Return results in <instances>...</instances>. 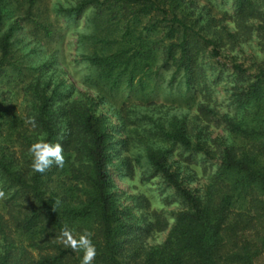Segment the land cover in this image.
<instances>
[{
    "label": "trees",
    "instance_id": "16d2710c",
    "mask_svg": "<svg viewBox=\"0 0 264 264\" xmlns=\"http://www.w3.org/2000/svg\"><path fill=\"white\" fill-rule=\"evenodd\" d=\"M4 7L0 71L14 64L16 25L1 32ZM87 7L83 81L127 92L116 117L122 165L134 174V162L143 183L161 179L177 208H150L144 195L122 205L106 117L73 84L45 78L42 64L21 112L0 104V264H81L82 253L54 239L65 225L77 238L93 234V264H264V0H78L65 11ZM247 41L259 58L240 55ZM163 76L182 97L176 106L141 98ZM38 141L62 144L63 168L32 171Z\"/></svg>",
    "mask_w": 264,
    "mask_h": 264
},
{
    "label": "rangeland",
    "instance_id": "374dc122",
    "mask_svg": "<svg viewBox=\"0 0 264 264\" xmlns=\"http://www.w3.org/2000/svg\"><path fill=\"white\" fill-rule=\"evenodd\" d=\"M78 0H34L30 4L28 0H4L5 7L2 20V31L5 32L12 24L16 27L12 31L10 41L12 42L13 65L0 71V104L21 112L24 106V84L27 78L34 76L31 68L40 67L46 64L44 69L45 78H52L53 82H66L75 87L74 96L89 98L96 112L102 113L107 120L110 134L112 133V146L109 171L112 179V188L119 195L123 206L132 210L135 195H144L149 200L150 208H163L173 210L175 205L166 204L169 200L168 193H171L164 182L154 178L148 183L140 180L138 167L134 162V174L122 165L121 158L125 153H119V141L122 133L117 132V109L118 103L125 98V92L120 89L117 93L105 90H93L84 83V77L89 72L88 67L81 62L80 54L84 42L80 43L82 36L91 31L90 24L92 11L87 7L74 16H69L65 9L77 4ZM204 1V0H203ZM230 6L224 4L220 7L219 14L229 11ZM26 12H29L27 14ZM27 17L31 19H26ZM40 21L50 25L54 32L52 37H46L36 29L32 22ZM255 42L247 41L241 45L243 58H259L258 52L254 51ZM87 48H89L87 46ZM223 57L216 63L217 70L225 71ZM48 65V66H47ZM20 69V71H18ZM157 79L152 78L150 87L141 94V98L152 100L155 104L178 105L182 100L180 93L168 92L164 76L156 85L157 91H153ZM182 94V93H181ZM149 208V210H150ZM165 237V232H160L152 237L153 242H160Z\"/></svg>",
    "mask_w": 264,
    "mask_h": 264
},
{
    "label": "clouds",
    "instance_id": "9594fccd",
    "mask_svg": "<svg viewBox=\"0 0 264 264\" xmlns=\"http://www.w3.org/2000/svg\"><path fill=\"white\" fill-rule=\"evenodd\" d=\"M64 148L60 143H48L38 141L33 143L29 148L31 156V169L35 173L45 174L53 166L63 168L65 164ZM5 197V193L0 191V199ZM92 233L85 230L79 234L78 238L73 235L66 225L61 229L59 236H56L58 242L64 247L71 248L72 251L82 253L81 264H93L97 249L92 242Z\"/></svg>",
    "mask_w": 264,
    "mask_h": 264
}]
</instances>
